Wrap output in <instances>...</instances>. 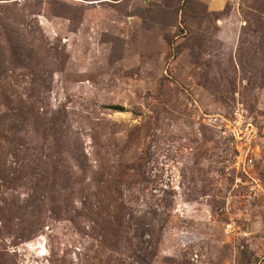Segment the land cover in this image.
I'll list each match as a JSON object with an SVG mask.
<instances>
[{"label":"rangeland","instance_id":"1","mask_svg":"<svg viewBox=\"0 0 264 264\" xmlns=\"http://www.w3.org/2000/svg\"><path fill=\"white\" fill-rule=\"evenodd\" d=\"M0 5V264H264V0Z\"/></svg>","mask_w":264,"mask_h":264},{"label":"trees","instance_id":"2","mask_svg":"<svg viewBox=\"0 0 264 264\" xmlns=\"http://www.w3.org/2000/svg\"><path fill=\"white\" fill-rule=\"evenodd\" d=\"M3 9L2 15L0 14V56L3 58L5 55H10L9 62L11 64H17L25 67H29L31 65L32 59H34L37 49L33 46L32 41L26 39L25 34H21L20 30L14 28L15 23L12 25L9 23L10 16L9 14H4V6L0 5ZM14 8L8 9L6 6V10H12ZM14 18L13 20H16ZM33 31H27V33H31ZM30 63V64H29ZM50 123V128L54 132L65 133L67 131L68 126L64 124V120L60 121L57 117L51 115L48 119ZM14 131H19L16 125H14ZM64 130V131H63ZM8 184L13 182L12 178H2Z\"/></svg>","mask_w":264,"mask_h":264},{"label":"water","instance_id":"3","mask_svg":"<svg viewBox=\"0 0 264 264\" xmlns=\"http://www.w3.org/2000/svg\"><path fill=\"white\" fill-rule=\"evenodd\" d=\"M109 108H112V109H118V110H121L123 111L124 108L123 107H119V106H108Z\"/></svg>","mask_w":264,"mask_h":264}]
</instances>
